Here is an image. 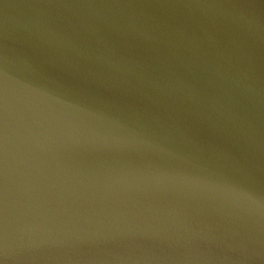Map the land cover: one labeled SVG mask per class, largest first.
<instances>
[{
	"label": "clouds",
	"instance_id": "9594fccd",
	"mask_svg": "<svg viewBox=\"0 0 264 264\" xmlns=\"http://www.w3.org/2000/svg\"><path fill=\"white\" fill-rule=\"evenodd\" d=\"M0 264H264V0H0Z\"/></svg>",
	"mask_w": 264,
	"mask_h": 264
}]
</instances>
